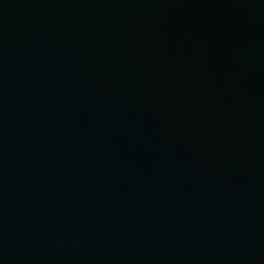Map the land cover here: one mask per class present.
<instances>
[{"label":"water","instance_id":"water-1","mask_svg":"<svg viewBox=\"0 0 264 264\" xmlns=\"http://www.w3.org/2000/svg\"><path fill=\"white\" fill-rule=\"evenodd\" d=\"M0 264H264V0H0Z\"/></svg>","mask_w":264,"mask_h":264}]
</instances>
